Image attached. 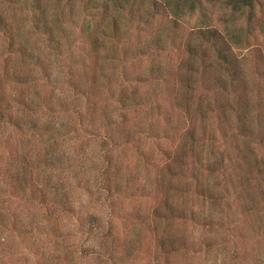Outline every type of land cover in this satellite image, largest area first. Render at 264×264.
<instances>
[{
    "label": "rangeland",
    "instance_id": "obj_1",
    "mask_svg": "<svg viewBox=\"0 0 264 264\" xmlns=\"http://www.w3.org/2000/svg\"><path fill=\"white\" fill-rule=\"evenodd\" d=\"M83 1L75 0L78 5L70 16L73 29L67 15L58 14L66 39H74L70 44L74 62L82 61L83 52L90 49L80 40L81 23L90 14ZM47 2L54 10L53 2ZM145 4L144 10L153 12V19L140 24L135 17L128 26L127 11L122 12L119 37L126 39L130 32L133 49L140 39L161 35L163 40L167 37V52L170 18L151 0ZM19 5L12 0L0 4L7 15L23 24L26 13ZM248 12L247 8L241 14L232 12L226 0L203 2L194 13L183 12L171 28L174 40L168 52L177 76L173 73L168 81L161 78L144 84L136 112L113 101L121 98L122 83H131L133 78L122 76L123 62L114 56L130 54L126 43L116 47L113 39H104L99 63L91 67L94 72L77 73V79L86 83L96 73L101 92L91 98L82 134L101 133L108 113L119 107L129 111L128 129L135 140L139 138L144 155H137L133 143L123 145L125 138L108 127L107 133L121 146L112 152L118 161L112 179L105 180L113 192L109 195L100 190L96 179L101 141L76 143L68 133L72 121L66 109L80 103L64 84L61 72L62 64L70 59L54 60L53 51L51 55L48 51L55 46L53 42H49L52 47L42 44L41 48L34 42L43 65L41 74L35 72L37 82L29 99H42L52 111L54 142L34 145L16 133L18 137L11 136L16 144L8 152L16 156L12 169L22 173V183L29 180L32 186L45 187L57 217L46 221L38 205L29 200L32 190H24L22 183H9L2 173L7 151L0 146V158H4L0 161V264H264V0L255 3L251 18ZM137 26L142 29L138 31ZM180 42L188 49L181 71L176 69L178 50L172 48ZM150 63L143 59L132 66L128 57L124 69L127 74L143 70L147 79ZM101 72L103 85L99 84ZM38 110L39 106H33L31 111ZM38 114L47 116L43 111ZM145 157L151 158L148 166L143 164ZM26 160L27 168L33 169L30 177L24 171ZM119 165L122 174L116 190ZM34 198L38 199L37 193ZM91 217L104 231L111 222L113 234L86 235V221Z\"/></svg>",
    "mask_w": 264,
    "mask_h": 264
},
{
    "label": "trees",
    "instance_id": "obj_2",
    "mask_svg": "<svg viewBox=\"0 0 264 264\" xmlns=\"http://www.w3.org/2000/svg\"><path fill=\"white\" fill-rule=\"evenodd\" d=\"M8 1L10 0H0V4H4ZM12 1L19 3V7H24L26 19L23 24H19L20 20H17L14 16L7 15V12L4 9H1L0 6V146H4L3 149L7 151L4 155L6 158V164L2 172L3 175L9 178V183H11L13 186H17L18 183H22L20 181L22 173H17L14 169H12L14 166L16 167V156L13 158L12 154L14 152H8L9 149H11L14 144H16L11 140L12 135H16L17 137L18 134H20V136H26L25 138L27 142L30 144L34 143V145H36L37 141H42V144L47 141L49 145H51V143L53 144L54 142L53 134L51 133L54 126L50 122L49 117L52 111L42 99H29V97H31L29 94L30 89L34 87L37 82L35 79V72L41 74V65H43V59H41L40 55L41 51L39 47L38 49L34 48V42L39 44L40 48L42 47V44L51 46L50 43L53 42L55 43V46L48 50L49 55H51L53 51L54 60L56 59L59 62L62 58L70 59V62L67 65L62 64L63 70L61 72L65 73L64 84L68 86L69 90H71L73 94L72 96L79 98L80 101L79 104L73 103L68 109H66V114L68 112L72 121V126H70L68 133L73 135L71 138L75 140L76 143H83V141L86 142V139L87 141H101L102 147H99L101 167L97 169L96 179L100 190H102L106 195L113 193L111 191V187L106 186L105 180L109 179L110 181L112 179L111 172L113 166H115L116 162H118L117 159L114 158L112 152H118V149L121 146H117L118 139L116 137L109 134V132L107 133L108 127L117 129L121 134V137L123 139L125 138L123 145H130L133 143L132 147L135 148L137 155L144 156L139 150V138L137 137V140H135L133 134L128 129L130 121L132 120V118L128 116L129 111H123L119 107H115V110H112L110 113H108L106 125L104 128H102L101 133L85 132L86 134H82L85 130V116L92 104L91 98L96 96L94 92H101L97 90L98 76L96 73L92 75V78H90L87 83L86 81L84 82L83 79H77V73H87L92 70V66L96 67L98 65L100 57L98 52L102 47V44L105 42L104 39H113L115 43L114 46L116 47H118L119 43L122 45L126 43V45L129 47L128 51H131L130 54L124 52L120 55L118 53L114 54V56L120 57L119 60L123 62L122 70L120 71L122 76L126 75L127 78V75H132L133 78L130 81L131 83H122L120 89L118 90V92L121 93V98H115L113 101L119 106L123 105V107H125V105H128L129 110L131 109V111L136 112L141 102L139 94H141V87H143L144 84L153 82L155 80L159 81L161 78L162 80L168 81V79L172 77L173 73L175 74L174 76H177V70L171 67V54L168 53L170 52L171 43L174 40L173 37H171V28H173L174 25L177 26V19L183 16V12H188L190 14L194 13L197 8L202 6L203 2L213 3L217 0H176L177 3L180 1L184 3L185 6L184 4L175 5V3L172 2L173 0H151L154 5H158L162 15L167 14L170 18L169 21L171 22V25L166 32L169 34L168 43L170 42L169 46H167L169 49L167 52L165 50L166 48H164V45L167 44V37L165 40H163L161 35L157 36L155 34L154 37L150 36L148 38L142 39V41H140V39L137 41L136 47L133 49L131 48L133 47L135 41L129 42L130 32L125 35L126 39L124 38L121 40L119 37L121 36L119 32L123 23V20H121L122 12L127 11L128 18L125 17V20L128 26L131 25L132 19L135 17L138 18V22L140 24L145 22L148 23L151 19H153L155 16L153 15V12L150 13L146 9L144 10V6L146 5L145 3L148 0H85L81 5H83V8H88L90 14L88 13L89 17H84L81 23L82 35L80 40L81 43L90 45V49L88 50V53L83 52V60L77 62H74V60L71 59L73 56V51L70 49V44L72 41L74 43V39L72 38L71 42L70 40L66 39L67 36L64 34L65 27L62 28V26H64L63 19L58 16V14L65 16L67 15L69 28L73 29V20L70 19V16H72L73 9L78 5L75 0H51L53 2H51V6L54 10L49 8L50 4L47 2L48 0ZM158 1L159 3L157 4ZM259 1L260 0H226L232 12L238 11L241 14L242 11L247 8L249 10V18H251L253 14L255 3L257 4ZM113 12L117 13L116 15H113V18L111 19L110 15ZM49 15H53V19L50 20ZM137 27L139 28L138 31L142 29L141 26ZM61 28V34L59 35ZM162 31H164V27L162 28ZM60 46H62V48L64 46L65 47L63 50H60ZM199 47L200 45L197 43L195 48H193L195 55H198ZM172 48L174 50H178L179 58H177V61L179 62L176 64V69L179 68L181 71L186 60L184 56L188 51L187 46L185 44L183 46L182 42H180V44H177V46L174 44ZM161 52H165L167 55L165 56L161 54ZM128 57L129 59L131 58L130 65L132 66L138 61L140 62V60L142 62L143 59H147L151 62V72H149L147 75V79H144V75L142 73L143 70H137L138 72L127 74L126 69H124V64L127 62ZM114 70H116V67ZM132 70H134L133 67ZM92 72L94 71L92 70ZM103 72L100 73V85H103L101 83ZM114 75H119L118 71H115ZM43 77L44 76L38 80L41 81ZM83 83L85 84L83 85ZM33 106H39L38 112L42 113L43 111L47 113V116L42 117V115L38 114L37 111L32 112L31 110ZM46 110H49V113L46 112ZM27 112H30L31 116L28 115ZM112 115L113 118L110 119L109 116L112 117ZM53 116L58 117V115ZM76 128H78L77 130L79 131H77ZM46 135L49 136L45 138ZM88 136L90 138H87ZM91 136H94L96 139L92 138ZM164 154H167L165 150H163V155ZM168 157L170 158V154ZM3 159L4 158H0V161ZM166 160H168V158ZM142 161L145 166H148L152 163L151 158L149 157L143 158ZM27 162L28 161L26 160L23 166L25 168V173L27 172L26 174H28V177H30L33 169L27 168ZM172 162L174 163L175 159ZM116 172L118 178L114 185L117 190L120 183L118 180L121 178L122 174L121 166L118 168L116 166ZM11 173H13V176ZM25 181L29 182V180ZM28 182L22 184L24 190H32L33 195L29 200L38 205V208H40V213L43 217H45L46 221L53 219L57 211L54 209V202L49 198L45 187L41 186L38 188L37 186H32L33 184H29ZM35 193L38 194V199L34 198ZM171 206L172 208L175 207L174 209H176L175 205ZM154 212L156 214L157 210ZM56 217L57 215L55 218ZM95 222L96 220L93 217L86 221V235H92L94 232H96V235H100L102 237L111 236L113 234L114 228L111 222L110 224L108 222V228L105 229V231L103 229L101 230L100 228H97Z\"/></svg>",
    "mask_w": 264,
    "mask_h": 264
}]
</instances>
